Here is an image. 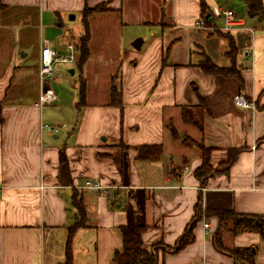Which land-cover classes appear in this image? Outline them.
Here are the masks:
<instances>
[{"label":"crops","instance_id":"1","mask_svg":"<svg viewBox=\"0 0 264 264\" xmlns=\"http://www.w3.org/2000/svg\"><path fill=\"white\" fill-rule=\"evenodd\" d=\"M108 1L113 10L125 3L0 0V264H116L121 227L133 224L146 225L143 245L159 264H237L234 248H247L238 256L242 263L264 264L260 232L230 220L220 228L222 246L216 237L218 212L264 217V30L255 33L242 17L246 28L235 30L240 39L196 28L202 4L211 13L217 5L209 4L215 1L171 0L176 3L173 23L190 35L192 46L181 48L174 32L155 31L137 38L140 47L122 53V21L113 33L99 25L112 15L93 12L89 54L82 65L76 63L80 83L75 89L85 85L83 102L80 91L70 100L56 92L57 103L41 105L40 93L57 76L40 77L43 39L65 51L67 41L77 43L85 31L74 35L64 19L82 13L86 4ZM177 3L200 5L199 10L196 5L180 10ZM160 18L137 20L156 24ZM103 32L110 35L107 41ZM248 34L247 62L239 61L234 48ZM224 36L229 49L223 50ZM21 49L26 52L18 61ZM207 58L235 67L236 73L203 71L200 63ZM66 67L59 64L56 70L62 73ZM113 85L117 93L112 98ZM237 94L254 106L236 105ZM48 106L67 110L68 116L53 118ZM185 109L199 113L202 129L185 120ZM63 119L66 127L57 132L44 127L48 121L63 125ZM176 121L185 128L181 135ZM196 141L210 149L212 170L205 180L195 173L202 164ZM153 144L161 146L157 158L139 156L138 147ZM88 179L105 190L86 187ZM74 195L83 203L85 224L73 234L68 263L69 228L80 219ZM193 220L194 239L174 250Z\"/></svg>","mask_w":264,"mask_h":264},{"label":"rangeland","instance_id":"2","mask_svg":"<svg viewBox=\"0 0 264 264\" xmlns=\"http://www.w3.org/2000/svg\"><path fill=\"white\" fill-rule=\"evenodd\" d=\"M150 0H125V3H120L121 5L119 6L120 9H114V10H108L106 11L108 14L106 13H102L105 15H112L110 17L111 21H106L103 20L102 24H99L101 26H103L104 28H108L111 27L113 28V33L116 32V28L118 29V31L120 30V25H117L120 21H122V30L120 31V35L122 37L123 42H120L118 44V49L120 52L123 53V50L126 47H130L131 49L136 48V46L134 45L136 40H139L137 38L144 37V36H148L150 33H154L155 31L157 32H162V31H168V32H174L175 34H177L175 37L178 38V41H182L181 43H179V46L181 48H187L191 45L190 41V35L189 34H183V32H181V29L178 28L173 22V9H175L176 7V3H170L171 0H152V3L149 2ZM215 3H211L209 5L213 6V5H217L216 9H218L219 7H223V8H232L233 10H235V12L238 15V18H244L246 20V26H252L255 29V33L261 32L264 30V14H263V18L260 20V16H252L250 14L249 11V5H248V0H214ZM263 1V7H264V0ZM107 4V3H106ZM178 7L180 10H182L183 8H188V9H192V7H194V5L198 6V10H199V5L200 3H177ZM208 4V3H207ZM105 6V5H104ZM109 8L110 7V3L108 4ZM102 12V11H101ZM100 13V12H98ZM96 14V13H95ZM102 14H97L99 16H104ZM141 16L142 19H145L146 16L148 19H150L151 22H156L157 20H159L160 16H163L162 19L160 20V23H156V24H138V18ZM203 15H198L197 19H195L194 23L200 19ZM97 17V16H96ZM123 18V19H122ZM128 19H133L135 21H129ZM124 21H127L126 23ZM214 22L222 25L223 22L222 20H220L219 17H215L213 19ZM64 26L65 27H69L70 30L73 32L74 35H79L82 32L86 31V27H85V22H84V16H83V12H74V13H70L68 15V19H64ZM55 27L59 28L57 25H55ZM173 28V29H172ZM61 29V27H60ZM194 32H201V33H205L203 30H196L193 29ZM220 32H224V33H232L234 36H236L237 38H239L240 36L238 35L239 32L233 30V31H220ZM250 34V32H248ZM101 34V31L100 33ZM246 37H242V42L241 40L238 41V46L236 48H234V50H236L235 56H237V60L241 61V59L247 62V56H246V52L248 49L247 48V44L246 42H248V40L250 39V36ZM55 36V34H54ZM103 40L102 41H107V39L109 38L110 35L105 34V32H103ZM57 37V36H56ZM114 38V37H113ZM225 39H222V43H223V47L222 49H229V39L227 36H224ZM131 39H133V45L130 43ZM240 39V38H239ZM80 42V40H78V43ZM97 42V40H96ZM114 44L115 41H110V43ZM225 44V47H224ZM115 46V45H114ZM249 48V47H248ZM137 49V48H136ZM231 49V47H230ZM233 49V48H232ZM233 50V51H234ZM22 52H26V50L21 49L20 53H18V61L22 60L21 55ZM110 54L112 52H109ZM100 54L96 53V61H98ZM193 57L195 58V60H198L200 58V56L196 53L193 55ZM229 58V56H228ZM250 60V58H249ZM61 64V63H60ZM59 65V64H58ZM58 65L56 66V68L58 67ZM60 67V66H59ZM66 67V65H65ZM70 69H75V73H72L70 71ZM57 76H52L54 78H50L49 80L52 83H49V87H52L53 90L55 92H58V94H61L62 96H64V99H71L73 97V95H78L79 91H76V86H79L80 83V70L78 65H69L66 67V69L64 70V72H58L57 70H55ZM47 81V80H46ZM58 100V99H57ZM57 103V101L55 102ZM52 103V104H55ZM49 105V104H48ZM46 111L48 113H50L51 117H56L57 118H66L68 116V113L66 112L67 110L63 111L60 113V111L58 112L57 109L48 106V108H46ZM48 117H50L47 114ZM196 118H199L200 115L199 113H196ZM49 124H53V125H58V123H54L51 121H48ZM61 123L63 122H67L66 119L63 121H60ZM62 123V124H63ZM181 123L183 125L189 126L188 124H185L184 122L181 121ZM65 125V126H64ZM60 126V125H58ZM175 126L177 128H181L182 131L179 132V134L181 135L182 132H185V128L184 127H180L177 123V121L175 122ZM66 127V123H64L63 125L60 126V129ZM59 129V130H60ZM197 142V141H196ZM193 143V142H192ZM199 143V142H197ZM196 145V143H195ZM230 223V222H228ZM228 226V225H227ZM226 228V227H225ZM223 228V229H225ZM228 228V227H227Z\"/></svg>","mask_w":264,"mask_h":264},{"label":"trees","instance_id":"3","mask_svg":"<svg viewBox=\"0 0 264 264\" xmlns=\"http://www.w3.org/2000/svg\"><path fill=\"white\" fill-rule=\"evenodd\" d=\"M107 3V4H106ZM110 2H102L97 4L94 7H90L89 5H85L83 9V16L86 31L83 35L79 37L80 42H77V47L79 49L78 61L77 63L82 65L88 57L89 54V30H88V18L93 12L99 11H108L113 10L109 8L108 4ZM105 5V6H104ZM249 11L252 16H260L263 18L264 14V7L262 0H248ZM202 12L203 15L206 14V5L202 4ZM200 66L203 71L207 73H222L224 75H234L236 73L235 67H221L215 64L210 58H207L205 61L200 63ZM80 102H83L85 96V85L81 83L80 85ZM114 92V94H113ZM117 93L116 87L112 86V98ZM115 98V97H114ZM82 100V101H81ZM114 102H116L114 100ZM196 114L192 113L191 110L185 109L184 111V118L186 121L191 122L200 129H202V120L201 118H196ZM3 118L0 111V123L2 122ZM199 147L202 149V164L195 170L197 177L200 179L205 180L206 177L210 174L212 170V166L210 163V149L205 148L201 143H198ZM139 149V156L142 157H152L157 158L161 153V146L157 144L153 145H143L138 147ZM64 154L62 153V159ZM234 156L231 157L233 159ZM74 206L77 208L80 219L75 222L69 228L68 239L66 242L67 248V262L71 259V241L73 234L77 227L85 224V211L83 207L82 201L77 199V195H74ZM218 220H219V227L216 232L217 242L220 246L223 245L220 228L223 225H226L228 221H234L235 225L243 226V228L256 230L261 233L262 237L264 238V217L263 216H251V215H237L234 212H218ZM195 219V218H194ZM195 221H192L190 224L191 229H186L184 234L179 238L176 247L174 250H177L194 239V234L192 232V227ZM146 225L144 224H133V225H124L121 227L122 232V248L116 250L113 255V261L116 264H159L158 259L155 253L152 251H148L144 248L143 240H142V233L145 229ZM247 248H234L232 252L235 255V259L237 264H244L240 261L239 257L242 253H244Z\"/></svg>","mask_w":264,"mask_h":264},{"label":"built area","instance_id":"4","mask_svg":"<svg viewBox=\"0 0 264 264\" xmlns=\"http://www.w3.org/2000/svg\"><path fill=\"white\" fill-rule=\"evenodd\" d=\"M210 15V16H209ZM215 17H219L222 20L223 24L220 25L213 21ZM194 27L202 29H215L221 31H232L244 29V21L242 18H238L237 13L232 8H223L219 7L211 13H206L200 19L194 23ZM78 52L77 43L75 41H67L65 45V51H61L56 48L51 40L43 39L41 52H40V65L39 72L42 81L49 79L50 77L56 74V65L65 64L76 65L78 61ZM57 94L52 87L46 86L40 93L39 102L41 105L51 104L56 102ZM234 102L236 105L242 108H250L254 106V103L249 101L246 97L241 94L234 96ZM61 126V125H60ZM60 126L46 123L44 127L50 131L57 132L60 129ZM86 187L93 189H99L104 191L105 187L100 184V182L88 179L85 182ZM210 226L209 222L204 223V227L208 228Z\"/></svg>","mask_w":264,"mask_h":264},{"label":"water","instance_id":"5","mask_svg":"<svg viewBox=\"0 0 264 264\" xmlns=\"http://www.w3.org/2000/svg\"><path fill=\"white\" fill-rule=\"evenodd\" d=\"M210 16V15H209ZM140 39L139 40H136L135 41V43H134V45L138 48V47H140ZM70 71L72 72V73H74V69H70ZM182 134V133H181Z\"/></svg>","mask_w":264,"mask_h":264}]
</instances>
